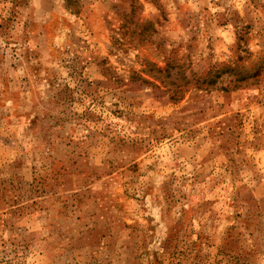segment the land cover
<instances>
[{
    "label": "rangeland",
    "instance_id": "rangeland-1",
    "mask_svg": "<svg viewBox=\"0 0 264 264\" xmlns=\"http://www.w3.org/2000/svg\"><path fill=\"white\" fill-rule=\"evenodd\" d=\"M0 264H264V0H0Z\"/></svg>",
    "mask_w": 264,
    "mask_h": 264
}]
</instances>
